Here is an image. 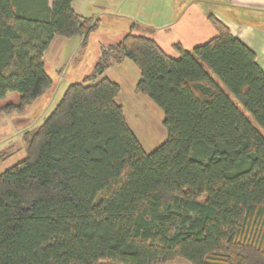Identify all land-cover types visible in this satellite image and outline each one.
Masks as SVG:
<instances>
[{
  "label": "trees",
  "instance_id": "obj_1",
  "mask_svg": "<svg viewBox=\"0 0 264 264\" xmlns=\"http://www.w3.org/2000/svg\"><path fill=\"white\" fill-rule=\"evenodd\" d=\"M74 0H0V114L24 113L53 85L55 36L100 26ZM216 35L169 55L132 30L103 46L25 133L26 156L0 174V264H264V69L214 14ZM129 59L135 92L164 111L167 138L146 152L101 77Z\"/></svg>",
  "mask_w": 264,
  "mask_h": 264
},
{
  "label": "crops",
  "instance_id": "obj_2",
  "mask_svg": "<svg viewBox=\"0 0 264 264\" xmlns=\"http://www.w3.org/2000/svg\"><path fill=\"white\" fill-rule=\"evenodd\" d=\"M49 1L52 4L53 0ZM73 8L84 16H99L100 26L91 34L90 45L82 56L74 60L76 63H71L69 59L74 50L79 52L80 37L55 36L51 41L44 60L45 71L52 78L53 85L31 106L36 107L32 113L42 111L43 114L33 127L42 123L49 113L55 94L58 102L70 83L82 81L91 74L102 47L120 41L133 23L134 33L153 37L164 51L176 57L179 53L173 47L175 44L180 43L183 48L191 49L216 35V29L208 18L209 14H214L256 52L257 61L264 69V0H74ZM73 64L77 67L71 68ZM101 77L118 83L122 79L128 80L130 93L144 96L135 92L140 70L129 59L113 65ZM122 94L121 88L116 98L119 104Z\"/></svg>",
  "mask_w": 264,
  "mask_h": 264
},
{
  "label": "rangeland",
  "instance_id": "obj_3",
  "mask_svg": "<svg viewBox=\"0 0 264 264\" xmlns=\"http://www.w3.org/2000/svg\"><path fill=\"white\" fill-rule=\"evenodd\" d=\"M89 45L90 42L88 41L87 46ZM87 46L82 47L81 39V47L79 52L74 50V54L72 55L71 59H69V61H71V63H76V61L74 60L82 56ZM76 67V64L71 65V68ZM129 82L130 81L128 80L125 81L122 79L119 83L121 84L120 87L123 90V94L120 97L121 104L123 106L125 117L129 126L134 131L135 135L138 137L144 150L146 152H150L156 147H158L167 138V130L163 123L164 111L148 96H138L136 94L130 93L131 91L129 89ZM56 96L57 94H55V97ZM59 96L60 94H58V97ZM55 97L54 101L52 100V102L50 103L48 109L49 111L53 108L55 102H57L58 100L55 99ZM17 99L18 96L16 93L9 94L7 99L0 100V105L9 101L16 102ZM35 108L36 107L30 106L24 113L21 114H0V174L7 168L11 167L15 163L25 158V133H27L28 130L34 128V124H36L38 118L42 114V111L39 112V114L32 113ZM34 114L36 116H34ZM166 264L190 263L184 259H177Z\"/></svg>",
  "mask_w": 264,
  "mask_h": 264
}]
</instances>
